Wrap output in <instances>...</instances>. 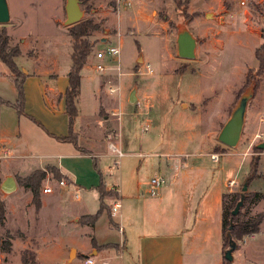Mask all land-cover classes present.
Here are the masks:
<instances>
[{"label":"rangeland","instance_id":"obj_1","mask_svg":"<svg viewBox=\"0 0 264 264\" xmlns=\"http://www.w3.org/2000/svg\"><path fill=\"white\" fill-rule=\"evenodd\" d=\"M245 1L190 0L187 7L178 8L172 0H131L130 5L125 0H92L90 11L81 4L83 19L93 17L102 30L90 37L95 45L82 69L73 130L80 132L79 142L83 137L87 146L100 153L95 159L79 155L72 143L60 142L46 130L69 133L68 114L59 103L51 107L42 92V88L59 89L68 82L73 39L70 27L64 24L66 0H8L11 20L4 27L12 45L22 50L18 65L25 74H37L30 80L26 77L23 84L24 111L34 115L31 118L6 102L16 103L18 90L0 60V134L11 138L20 134L22 139L14 152L0 138V198L6 206L5 226L0 227V264H26L24 257L28 264H86L90 252L83 255L81 251L84 244H92L89 228L83 227V235L75 232L76 237L71 230L84 224L83 215L75 213L98 211L99 192L94 185L100 183L101 176L107 184L119 185L124 195L138 182L146 184L156 175L158 160L166 161L160 154L185 149V138L198 116L202 130L219 142L218 135L239 98L253 86L255 95L249 101L241 144L235 150H246L254 134L264 132V77L257 88L255 76L259 68L256 49L264 42V0ZM182 29L190 30L198 40L194 59L178 55L177 39ZM104 37L105 42L101 41ZM114 45H120V56L102 61L95 57L98 50ZM98 63L108 70L99 73L95 68ZM148 64L153 72L149 73ZM119 65L121 74L114 69ZM47 70L56 75L47 74ZM111 85L118 90L111 92ZM134 87L139 99L131 103L129 95ZM108 126L112 131L108 132ZM146 126L148 131L143 132ZM110 142L118 144L124 153L121 158L108 150L102 153ZM256 144L250 153L255 154ZM187 150L194 152L196 146ZM202 150L208 154L214 148L205 146ZM49 162L59 163L77 184L69 185L62 170L50 164L52 169L35 198L25 185L27 178ZM8 176H14L18 183L11 194L1 190ZM242 178L241 174L239 180ZM62 181L69 185L63 195L59 192ZM243 182L238 191H242ZM47 186L52 192H44ZM118 200L119 196L106 197L112 215L118 214H113ZM249 205L243 208L241 218L249 215ZM96 225L95 235L119 241L121 233L111 227L107 211ZM7 232L13 237L10 252L2 249ZM249 240L246 253L239 248L232 251V264H264V235ZM246 241L243 239L240 247ZM72 248L76 250L71 257Z\"/></svg>","mask_w":264,"mask_h":264},{"label":"crops","instance_id":"obj_2","mask_svg":"<svg viewBox=\"0 0 264 264\" xmlns=\"http://www.w3.org/2000/svg\"><path fill=\"white\" fill-rule=\"evenodd\" d=\"M104 38H101V41ZM36 72L27 71V80L37 74ZM46 72L51 76L56 75L55 72L49 70ZM9 76L14 81V76L10 70ZM68 85L69 77L66 86H61L59 89L53 86L42 88L44 98L50 103L51 107L59 103L61 109L66 112L65 91ZM80 94L81 88L76 99L77 105ZM137 97L139 99L138 94ZM185 104L187 103H183V107L190 109L189 106H184ZM23 113L31 118L34 117L28 112L24 111ZM200 122L198 116L185 138L187 141L184 144L185 147L182 145L186 151H188V147L196 146L194 152L187 153L183 149L174 154L170 152L160 154L161 157L166 158V161L158 160V168L155 170V174L166 177V182L162 186L154 187L151 181L146 184L138 182L131 193L124 195L123 189L119 185L115 183L107 184L101 176L106 188L116 190L118 193L121 208L116 214L117 216L112 215L110 225L117 228L121 236L119 241L103 240L100 236L95 235L97 222L94 225L83 224L81 225L82 228H77L75 231L71 230V235L75 236V232H77V235H83V227L89 228L91 243L92 239L95 238L98 248L94 247L93 243L84 244L81 253L84 255V253L90 252L86 259L92 257L94 259L92 264H105V261L108 264H223V196L237 192L241 183L248 178L254 155V153H250V149L253 147L254 140L252 138L244 151L235 150L241 144L240 142L235 148L228 147L221 142L223 146L216 145L220 143L214 140L212 133L202 130ZM98 123L101 126L99 117ZM46 130L60 142L72 143L59 139L68 136V132L56 134L48 128ZM110 131L112 129L108 126V132ZM74 132L78 135L79 146L86 149L79 148V146L72 143L77 153L79 155H92L95 159L98 158L100 153L87 146L83 137L79 142L80 132L77 129ZM0 138L12 151L18 152L16 151L18 144L22 142L20 134L13 137L14 140L1 134ZM101 140L103 141L105 138L101 137ZM108 145L106 144L102 153L108 150L115 155L116 153ZM205 146L210 149L214 148L213 152L205 154L202 150ZM215 153L219 155L217 159L212 158V154ZM208 156H210V160L207 159ZM259 156L260 172L263 176L252 180L249 189L252 192L264 193V150L259 153ZM94 162L97 166V161ZM212 162L216 165H213ZM50 164L62 170L69 179V185L74 187V184H77L76 179L69 175L59 163H47V165ZM47 165L40 167L44 168ZM246 165H248L247 168ZM241 174L243 180H239ZM232 180H235V185L231 184ZM69 185L61 187L59 191L61 195ZM96 186L97 184L94 185V187ZM77 195H75L76 198ZM248 205L249 216L264 212V197L256 202H249ZM74 215L87 214L79 212ZM259 234L264 235V220L260 231L249 236V238H254ZM249 238L244 245L246 247L243 246L244 249L239 247L240 251L247 252Z\"/></svg>","mask_w":264,"mask_h":264},{"label":"trees","instance_id":"obj_3","mask_svg":"<svg viewBox=\"0 0 264 264\" xmlns=\"http://www.w3.org/2000/svg\"><path fill=\"white\" fill-rule=\"evenodd\" d=\"M92 0H81V2L86 5V10L90 11L91 6L90 2ZM178 8H185L190 3V0H172ZM0 26V60L8 67L10 72L14 76V82L18 90V99L16 103H11L6 101L8 104L14 105L20 113L24 112L25 105V94L23 90V84L27 77V74L20 69L17 58L22 54V50L19 45H12L11 36L7 32L4 24ZM70 27V36L73 39V49L71 53V68L68 73L69 85L65 91V100H66V113L69 117V135L59 138L61 141L72 142L74 145L78 146L77 137L73 130V124L75 117L78 114L77 108V96L80 93L82 75L81 71L88 62L89 56L93 52V47L95 43L91 41V35L98 31L102 30V25L100 22L95 21L93 17H85L79 23L69 26ZM256 57L259 61V68L255 73L257 76L256 84L257 88L260 85V80L264 77V42L261 46L256 49ZM24 73V74H23ZM251 76V75H249ZM250 82V81H249ZM255 154L253 155L251 162V171L249 173L248 179L249 184L252 180L262 177L260 172V156L259 153L264 149L257 147V144L254 146ZM52 169L51 165H48L45 169H40L34 171L28 178V186L35 198L38 196V190L41 187L42 180L46 178L49 170ZM57 170V169H56ZM57 173L60 174V171L57 170ZM97 190L99 192L100 207L98 211L94 214L83 215L82 221L86 225H94L104 211H107L110 220L112 222V213L109 209L108 203L106 202V197L115 198L118 197L116 191L108 190L106 185L101 178L100 183L97 185ZM242 190V189H241ZM241 191L235 193L224 195L223 196V264H232V261L228 260L225 257V251L230 248L231 240H234L237 244V248L241 246L246 235H253L258 233L261 228V224L264 220V212H260L253 215H248L245 218H241V213L243 208H245L249 202H256L264 197V193L261 192H250L247 193L245 203L241 211L237 215L232 214V210L235 208L237 202L240 199ZM6 222V206L3 200L0 198V227H4ZM94 247H97L95 238L92 239ZM2 246L4 252H10L13 246V237L7 232L2 237ZM26 264L29 261L24 257Z\"/></svg>","mask_w":264,"mask_h":264},{"label":"water","instance_id":"obj_4","mask_svg":"<svg viewBox=\"0 0 264 264\" xmlns=\"http://www.w3.org/2000/svg\"><path fill=\"white\" fill-rule=\"evenodd\" d=\"M81 0H66L65 4V12L66 19L64 24L66 26H71L79 23L85 14L84 9L81 7ZM211 13H208L209 16ZM11 20V13L8 0H0V25L9 23ZM103 41H106L104 38ZM198 40L193 35V33L188 29H182L178 34L177 44H178V55L182 58L194 59L196 57V47ZM27 73V71H26ZM254 86L248 91L244 92L239 98L237 105L233 109L229 119L223 125L219 135V142L227 145L228 147L235 148L238 146L244 127L246 124V116L249 101L254 97ZM137 87H134L129 95V101L133 103L135 100L137 101ZM257 147L260 149H264V141L257 143ZM249 188V179L246 178L242 185V191L240 195V199L237 202L235 208L232 210L233 215H237L246 199L247 191ZM18 189V183L14 176H8L1 184L2 192L6 194H11ZM237 248V244L234 240H231L230 248L226 250L225 257L232 261L233 255L232 251ZM75 248L71 250V257L73 253H75Z\"/></svg>","mask_w":264,"mask_h":264},{"label":"built area","instance_id":"obj_5","mask_svg":"<svg viewBox=\"0 0 264 264\" xmlns=\"http://www.w3.org/2000/svg\"><path fill=\"white\" fill-rule=\"evenodd\" d=\"M118 1L120 2V1H123V0H118ZM125 2H126L127 5H130L131 0H125ZM241 3H242V4H245L246 1H245V0H241ZM120 53H121L120 45H114V46H109V47H107L106 49L98 50L97 53L95 54V57H96L99 61H102V60H104L106 57H110V58H112V57H116V56L118 57V56H120ZM95 68H96V70H97L99 73H105V72L108 70V68H107L104 64H102V63H98V64L95 66ZM114 69H116L117 71H119V73L121 74V72H120V70H121L120 65L117 66V67H115ZM147 69H148L149 73H150V72H153V69H152V67H151L150 64H148ZM109 90H110L111 92H116V91L118 90V86H116V85H115V86H114V85H111L110 88H109ZM115 114H118V115L120 116V112H118V113L115 112ZM148 129H149V127L146 126V127L142 128V131H143V132H146V131H148ZM253 140H254V142H257V143H259V142H261V141H264V132L262 131V132H258V133H256L255 136H254V138H253ZM108 146H109V148H110L113 152L116 153V155H117L118 157L121 158V157L124 155V153L122 152V150L120 149V147H119L116 143H114V142H110ZM218 157H219V155H218L217 153L212 154V158H213V159H217ZM150 181H151V184H152L154 187H160V186H162L163 184H165V182H166V177L163 176V175H155V176H153V177L151 178ZM61 184L65 185L66 183H65L64 181H62ZM231 184H232V185H235V184H236L235 180H232V181H231ZM44 192H46V193L52 192V188H51L50 186H47V187L45 188ZM77 197H78V195H77ZM120 208H121V202L118 200V201H116V202L114 203V206H113V214H116L117 212H119ZM248 236H251V235H246V236L244 237V240H245V241L247 240V237H248ZM86 263H88V264H92V263H94V259H93L92 257H88V258L86 259ZM104 263H105V264H108L106 261H105Z\"/></svg>","mask_w":264,"mask_h":264}]
</instances>
